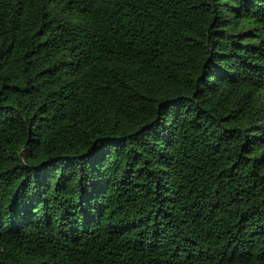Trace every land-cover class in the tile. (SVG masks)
I'll list each match as a JSON object with an SVG mask.
<instances>
[{
  "label": "trees",
  "instance_id": "16d2710c",
  "mask_svg": "<svg viewBox=\"0 0 264 264\" xmlns=\"http://www.w3.org/2000/svg\"><path fill=\"white\" fill-rule=\"evenodd\" d=\"M0 264H264V0H0Z\"/></svg>",
  "mask_w": 264,
  "mask_h": 264
}]
</instances>
